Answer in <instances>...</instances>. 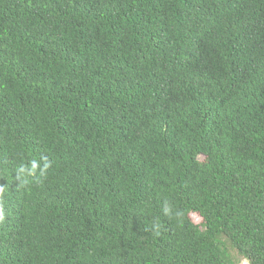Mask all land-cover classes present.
Segmentation results:
<instances>
[{"label":"trees","instance_id":"obj_1","mask_svg":"<svg viewBox=\"0 0 264 264\" xmlns=\"http://www.w3.org/2000/svg\"><path fill=\"white\" fill-rule=\"evenodd\" d=\"M0 186V264H264V0H0Z\"/></svg>","mask_w":264,"mask_h":264},{"label":"clouds","instance_id":"obj_2","mask_svg":"<svg viewBox=\"0 0 264 264\" xmlns=\"http://www.w3.org/2000/svg\"><path fill=\"white\" fill-rule=\"evenodd\" d=\"M51 166V162L47 158H41L40 160L32 159L28 162L23 160L19 162L15 167V179L19 181L20 186H27L31 183L40 184L43 182L47 170ZM7 187L0 186V201L3 200L5 189ZM162 213L166 217H179L182 213L175 208L174 204L169 199H164L162 202ZM5 217V209L3 204L0 203V221H3ZM162 221L154 218L151 224V229L156 236L161 235Z\"/></svg>","mask_w":264,"mask_h":264},{"label":"rangeland","instance_id":"obj_3","mask_svg":"<svg viewBox=\"0 0 264 264\" xmlns=\"http://www.w3.org/2000/svg\"><path fill=\"white\" fill-rule=\"evenodd\" d=\"M194 220H196L195 218H193Z\"/></svg>","mask_w":264,"mask_h":264}]
</instances>
